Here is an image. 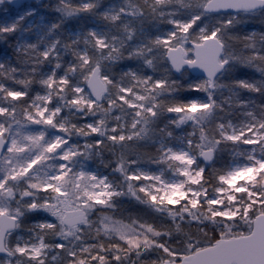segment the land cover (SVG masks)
<instances>
[{"label": "snow or ice", "instance_id": "6c2138e0", "mask_svg": "<svg viewBox=\"0 0 264 264\" xmlns=\"http://www.w3.org/2000/svg\"><path fill=\"white\" fill-rule=\"evenodd\" d=\"M257 20L264 0H0V264H264Z\"/></svg>", "mask_w": 264, "mask_h": 264}, {"label": "trees", "instance_id": "16d2710c", "mask_svg": "<svg viewBox=\"0 0 264 264\" xmlns=\"http://www.w3.org/2000/svg\"><path fill=\"white\" fill-rule=\"evenodd\" d=\"M45 3H47V0H44ZM245 29L249 32L251 31H264V24H261L258 20L257 21H251L247 25L244 26ZM242 47V46H238ZM238 74L240 75V78H248V79H259V73L256 72L252 68H238Z\"/></svg>", "mask_w": 264, "mask_h": 264}, {"label": "water", "instance_id": "95a60500", "mask_svg": "<svg viewBox=\"0 0 264 264\" xmlns=\"http://www.w3.org/2000/svg\"><path fill=\"white\" fill-rule=\"evenodd\" d=\"M21 4H27V3H36V0H20Z\"/></svg>", "mask_w": 264, "mask_h": 264}, {"label": "rangeland", "instance_id": "374dc122", "mask_svg": "<svg viewBox=\"0 0 264 264\" xmlns=\"http://www.w3.org/2000/svg\"><path fill=\"white\" fill-rule=\"evenodd\" d=\"M48 1V0H47ZM27 5V4H26Z\"/></svg>", "mask_w": 264, "mask_h": 264}]
</instances>
